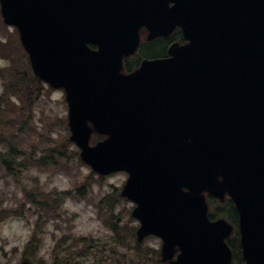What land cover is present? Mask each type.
Here are the masks:
<instances>
[{
    "label": "water",
    "instance_id": "obj_1",
    "mask_svg": "<svg viewBox=\"0 0 264 264\" xmlns=\"http://www.w3.org/2000/svg\"><path fill=\"white\" fill-rule=\"evenodd\" d=\"M0 2L35 74L65 87L82 158L130 172L123 195L138 203L140 239L163 237L165 257L179 246L172 264H230L232 226L209 220L202 194L228 192L245 264H264V0ZM176 26L188 43L122 73L142 27L154 38ZM88 122L110 138L89 146Z\"/></svg>",
    "mask_w": 264,
    "mask_h": 264
},
{
    "label": "rangeland",
    "instance_id": "obj_2",
    "mask_svg": "<svg viewBox=\"0 0 264 264\" xmlns=\"http://www.w3.org/2000/svg\"><path fill=\"white\" fill-rule=\"evenodd\" d=\"M13 32L12 28H5L0 24V39L3 42L13 40ZM10 64L11 61L0 59V68ZM2 80L0 79V94L3 92ZM64 97L65 94L62 90L49 91L44 88L41 97L33 101L30 109L32 112L30 123L20 125L24 121L21 117V120L17 122L18 127H15L16 134L9 135L7 132L11 129H6L1 134L4 140L0 135V157L8 154L7 151L12 145L19 148V151L16 152L18 159L22 160L29 156L34 159V157L42 156L47 152L45 148L48 147V143H57L63 140L67 134V128L64 123L59 121L64 120L68 114V106ZM14 102H17L16 96L10 98L7 106ZM4 114H10V111H6ZM68 146L70 149L74 148L72 145L68 144ZM33 161L25 164L18 175L6 173L0 164V218L1 212L6 214L3 220L0 219V263H20L24 256V246L31 237L33 227L38 222L41 230L40 241L38 244L36 243L34 250L29 251L28 255L35 264H39V262L50 264L53 261L52 252L59 240H64L63 247L70 248L75 254L85 250L86 246L80 239L83 237H86L85 242L93 240V245L102 244L98 247V252L95 253L92 249H88L90 255L87 256L88 259L84 260L76 258V255L66 254L65 250L56 264H76L78 261H84L82 264H87L94 259L99 261L101 258L111 255L109 252L113 249H117L121 255H124L125 249L119 244L120 242L115 241L114 232L111 231L109 223L106 225V220L102 212L99 211V205L101 198L115 191V187L118 188V191L122 188L127 175L116 173L102 181L96 179V175H91L93 179L89 183L82 184L80 182L90 174L91 169L87 165H81L75 159L71 160L70 170L52 168L54 171L48 170V167L38 166ZM81 185H86V188L80 194L77 193L79 192L77 187ZM36 187H39L44 193L39 195L38 199L47 192L60 197V217L48 215V211L41 212L36 204L27 201L25 194ZM69 190L72 191L70 195L58 192ZM114 205V217L115 219L120 217V221H118L120 229H125L128 233L127 248H132L134 240L131 238L130 232L132 226L137 223L136 220L132 221L130 218L133 204L116 201ZM100 210H103V207ZM121 239L123 238L121 237ZM143 245L145 249L156 248L160 245V239L151 237ZM122 257L125 260L129 255ZM131 257V263H133L136 259L135 255L132 253ZM112 261L116 262L114 255Z\"/></svg>",
    "mask_w": 264,
    "mask_h": 264
},
{
    "label": "trees",
    "instance_id": "obj_3",
    "mask_svg": "<svg viewBox=\"0 0 264 264\" xmlns=\"http://www.w3.org/2000/svg\"><path fill=\"white\" fill-rule=\"evenodd\" d=\"M1 26H3L2 23ZM17 37L18 36H15L14 39L11 40L10 42H3L0 39V56L5 59H9L11 61V65L5 68H0V78H3L4 89H5L2 97L4 99V103L6 104L8 101H10V99L6 100V98H9L10 95H16L19 98L20 102L22 103V105H20V108L23 110H30L33 101L38 97H40L41 94L43 93L44 84L42 81H40L38 78H36L33 75L26 52L24 51ZM151 45H157V44L156 42H154ZM158 45H160V42H158ZM159 48L157 50L155 49L151 50L150 53L152 55H161L163 53L162 52L163 49L161 47ZM14 105H15L14 103L10 104L9 108H13ZM63 153H64V147L62 145L57 146L56 148L52 146L48 152V166H52V167L66 166V168L69 167L70 166L69 160L66 162L65 160L59 161L62 160ZM14 156L15 153L10 151V153L7 154L6 158L4 157L1 158V160H4L6 162L8 170L14 169L13 166L14 164L13 162L15 159ZM45 161L42 158H38L35 162L40 165H45ZM223 207H224V211H221V215L227 217L234 224H237L238 214L236 212L233 203L230 200H227L223 204ZM54 209L55 208H52V211ZM230 245L234 249V254L236 255V258L240 259L241 254H239L240 244H239L238 234H236V236L234 235L231 238ZM31 249L32 248L29 245L26 249V252L29 253Z\"/></svg>",
    "mask_w": 264,
    "mask_h": 264
},
{
    "label": "flooded vegetation",
    "instance_id": "obj_4",
    "mask_svg": "<svg viewBox=\"0 0 264 264\" xmlns=\"http://www.w3.org/2000/svg\"><path fill=\"white\" fill-rule=\"evenodd\" d=\"M144 34H146V33H144ZM145 36V35H144ZM168 40H169V38H167ZM163 40H165V39H163ZM154 42H156V44H158V42H162V41H160V40H157V39H155V40H152V41H149V44H148V48L151 46V44L152 43H154ZM158 48H156L155 50H157Z\"/></svg>",
    "mask_w": 264,
    "mask_h": 264
}]
</instances>
